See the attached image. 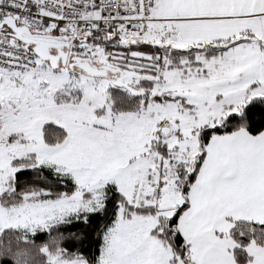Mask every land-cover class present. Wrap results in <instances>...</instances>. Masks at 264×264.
I'll return each instance as SVG.
<instances>
[{
    "label": "snow or ice",
    "instance_id": "6c2138e0",
    "mask_svg": "<svg viewBox=\"0 0 264 264\" xmlns=\"http://www.w3.org/2000/svg\"><path fill=\"white\" fill-rule=\"evenodd\" d=\"M0 264H264V0H0Z\"/></svg>",
    "mask_w": 264,
    "mask_h": 264
}]
</instances>
